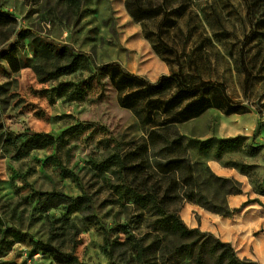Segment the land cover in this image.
<instances>
[{
	"label": "rangeland",
	"instance_id": "1",
	"mask_svg": "<svg viewBox=\"0 0 264 264\" xmlns=\"http://www.w3.org/2000/svg\"><path fill=\"white\" fill-rule=\"evenodd\" d=\"M248 1L194 0L182 16L138 23L126 0H81L80 7L69 0H0V264H56L36 243L73 253L85 264H226L216 242H227L202 231L182 238L166 213L181 218L185 192L222 207H229L231 193L243 192L239 181L217 176L211 161L240 170L250 193L264 197V8L250 19ZM22 30L36 35L22 38ZM51 41L86 53L89 61L61 74L73 56L53 53ZM112 62L151 82L181 73L194 84L223 83L229 101L218 99L224 108L178 124L174 131L184 137L186 152L171 155L149 145L150 124L137 112H157L176 89L125 107L122 100L128 104L141 88L121 91L97 70ZM177 99L180 108L188 105L183 95ZM229 109L238 112L226 115ZM26 131L57 140L16 158L18 148L6 142L7 134ZM115 155L128 157L132 169L123 173ZM182 160L190 167L176 163L175 173L161 174L162 165ZM60 166L76 178L62 175ZM146 190L152 195L144 199ZM52 192L87 196L90 208L46 207L39 194ZM255 199L253 206L264 213ZM13 229L22 241H15ZM233 248L248 260L241 243ZM178 249L183 253L176 255Z\"/></svg>",
	"mask_w": 264,
	"mask_h": 264
},
{
	"label": "trees",
	"instance_id": "2",
	"mask_svg": "<svg viewBox=\"0 0 264 264\" xmlns=\"http://www.w3.org/2000/svg\"><path fill=\"white\" fill-rule=\"evenodd\" d=\"M69 1L75 7H80L81 0ZM193 3L194 0H126L125 6L130 16L136 22L145 23L147 21L157 19L167 21L173 16H182ZM247 5L248 16L250 19H254L257 9H259V7L264 8V0H250L247 2ZM30 34L36 35V33L31 30H22L20 32L22 38H25ZM47 47L51 49L53 53L61 56L65 55V52L68 50L70 55L73 56V60L70 62V65L65 67L61 74L75 72L78 68L79 60L81 62L89 61V55L86 53H77L70 45H61L51 41ZM97 70L99 72L109 74L114 85L118 86L121 91L127 88H141L139 92H136L128 97V104L126 103V99L122 100V104L128 108H136L139 102H145L152 96L160 97L161 94H163L168 88L172 87L176 89L177 93L169 100L161 103L160 101L158 102L160 104L156 110L157 112L152 113L150 111V113L146 116L141 111L140 113L137 112L139 119H141L144 125L150 124L148 129L149 145L153 148L162 147V149L167 150L171 155L177 151L183 153L186 152V147L183 143L184 137L174 131L178 124L198 118L206 113L209 109L224 108L223 103L217 104L218 99H222L226 102L229 101V97L227 96V88L223 83L201 81L199 84H194L189 82V78L181 73L172 74L169 76L163 75L157 81L151 82L142 76L129 72L117 62L98 66ZM180 94L183 95L184 99L188 101V105L185 108H180L179 104L181 102L177 99L178 95ZM151 103L153 102H150L149 100V104ZM237 112V109H229L226 110L225 113L226 115H231ZM56 140V137L49 133L26 131L19 135L8 133L6 142L9 145L18 148L15 156L16 158H23L33 150L42 149L54 144ZM213 141V139H208L205 141V143H211ZM145 149L147 151L149 148L146 146ZM127 160L128 157H123L121 155H115L112 158V161H114V163L119 166V169L123 173H127L130 169H132V166L128 165ZM176 163L178 167H181L182 164L190 167V164H186V162L183 160L180 162H168L167 164L161 166V174L165 177H169L172 173H175L178 168L174 166ZM60 168L62 175L71 179L76 178V175L72 171L64 168L63 166H60ZM240 193L241 190H238L231 194L233 195ZM151 195L152 192L146 190L142 197L145 199ZM39 196L43 198L42 203L46 207L63 205L69 212H79L84 208H90L91 204V199L87 196L74 198L61 192L40 193ZM183 196L186 200H188V202L195 203L208 211L226 217H232L240 210L214 204L211 199L207 198L205 195L197 194L194 191L185 192ZM256 201V199L249 200L245 204ZM166 216L168 218L169 227L180 237L194 238L196 236L202 235L200 230L190 229L176 213L167 212ZM9 232L13 235L15 241L19 242L23 240V235L20 231L13 229L9 230ZM36 244L39 250L50 254L56 264H85L80 262L73 253H64L58 248L49 244ZM216 246V250L220 251L219 253L221 260H225L226 264H254L248 260L240 259L230 243L217 241ZM185 250L189 251V248ZM180 253L182 254L183 250L178 249L175 252L176 255Z\"/></svg>",
	"mask_w": 264,
	"mask_h": 264
},
{
	"label": "crops",
	"instance_id": "3",
	"mask_svg": "<svg viewBox=\"0 0 264 264\" xmlns=\"http://www.w3.org/2000/svg\"><path fill=\"white\" fill-rule=\"evenodd\" d=\"M209 166L217 176L233 178L243 185L242 193L228 197V206L231 209L244 207V213L235 220L233 217H224L187 201L180 211L182 220L190 229L212 233L234 247L241 243L244 259L264 264V213L260 208L253 206V203L245 204L249 200H254V197L259 198L264 204V197L251 194L252 186L248 178L235 167L224 165L221 161H211Z\"/></svg>",
	"mask_w": 264,
	"mask_h": 264
}]
</instances>
